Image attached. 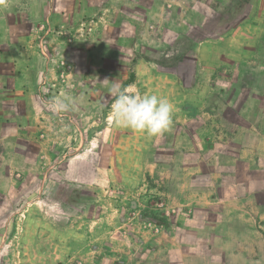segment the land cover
I'll use <instances>...</instances> for the list:
<instances>
[{"label":"rangeland","instance_id":"1","mask_svg":"<svg viewBox=\"0 0 264 264\" xmlns=\"http://www.w3.org/2000/svg\"><path fill=\"white\" fill-rule=\"evenodd\" d=\"M107 1L0 0L1 74L26 75L25 90L5 98L1 109L14 123L0 126L7 133L0 137V264H203L192 254L205 245L206 214L187 201L216 180L233 183L241 195L254 185L264 194L258 139L264 48L257 23L250 20L256 24L250 38L259 40L242 43L235 63L228 58L231 66L214 86L222 93H215L208 86L214 61L207 71L197 48L206 35L234 31L217 14L225 0H176L173 21L156 32L111 31L100 16ZM112 1L117 12L121 6L148 12V0ZM230 2V23L242 25L241 37L258 0ZM183 7L189 14L180 13ZM46 21L54 24L40 25ZM141 56L154 60L156 95L172 105L171 125L161 135L113 120L114 85L151 94L148 78L137 77ZM3 81L10 86V76ZM200 83L207 87L203 104L194 95ZM167 85H179L175 102ZM57 98L70 109L57 114ZM246 135L262 151L255 162L240 157ZM219 172L223 178L216 179Z\"/></svg>","mask_w":264,"mask_h":264},{"label":"crops","instance_id":"2","mask_svg":"<svg viewBox=\"0 0 264 264\" xmlns=\"http://www.w3.org/2000/svg\"><path fill=\"white\" fill-rule=\"evenodd\" d=\"M176 0H148L145 4L144 11H148L147 13H142V9H133V11L126 10L125 8H121L115 10L113 8L114 4L112 0L107 1V4L102 8L100 14L95 13V15H100L103 21L106 23V26L111 31H151L156 32L158 29H161L165 26H169V22L173 21L176 12L175 6ZM183 1V0H182ZM231 0H225L220 2L223 5L219 6L218 15H221L222 20L225 23H228L229 27L225 30L234 29L233 32L226 33L221 36L223 31L215 36L206 35L201 42L197 50L199 51L198 61L200 64L206 68L207 71L215 72V76L213 82L214 84L208 83V86L211 90H214V86L216 82H218V78L220 75H226L222 73L225 70L226 66L235 63L240 59V46L245 41H255L259 40L261 36L262 47L264 48V0H258V5L255 8L249 7V18L250 21H255L257 23V28L260 29V35L256 38L255 36L250 38V27L256 24L250 22L244 23L243 26L244 31L243 35L240 37L239 31L242 25L236 24V22L231 19L230 23V14L233 11H228L230 9ZM261 1V2H260ZM261 3V4H260ZM224 8L227 9L224 11ZM129 11V12H126ZM179 12V10L177 11ZM182 15L189 14L186 8H182L180 10ZM216 13V10H215ZM132 15V16H131ZM134 17V19L130 18ZM142 17V18H140ZM15 23V22H14ZM52 21L40 22V25H52ZM87 23V22H86ZM91 23H94L92 20ZM38 23H34L36 26ZM54 24V23H53ZM104 25V24H103ZM238 25V26H237ZM237 26V28H236ZM223 30V29H222ZM118 44L123 41V38L119 37ZM139 44L140 37L138 38ZM116 43V42H115ZM228 58L232 59L229 61L230 64H227ZM209 60L214 61L213 64L215 66L212 69H208V67L212 68L208 65ZM140 61V69L138 70V80L147 79L150 81L149 90L151 94H157L158 90H160L157 83V72L153 68L154 60L150 57H140L137 59ZM2 62H0L1 64ZM12 65L14 64L12 60ZM262 63L264 64V54L262 55ZM144 66V70H141ZM231 66V65H230ZM220 69V70H219ZM25 72V71H24ZM23 70L20 71H12L7 72L5 75L1 74L0 70V95H4V99L0 98V126L2 123L13 124V119L8 117L4 118L2 115V110L4 103H6L5 98L8 99L10 95L16 93H22L24 91V87L21 84L24 81V77L26 76ZM209 73V72H208ZM219 74V75H218ZM146 75V76H145ZM10 76V86H5L4 78H9ZM211 75H209L210 77ZM264 82V75L262 76ZM201 81V80H200ZM219 83V82H218ZM198 89H194L195 94L200 99V102H205L204 94L205 90H207L203 83H200ZM164 86V85H163ZM128 89V86L126 87ZM167 89H170L174 95H171L173 102H175V96L177 91L180 90L179 85L175 87H171L167 85ZM264 89V88H263ZM208 90V91H211ZM215 93H222V90L218 89V87L214 90ZM264 92V91H263ZM166 94H168L165 91ZM7 96V97H6ZM14 104V103H13ZM200 105V110L203 107L205 110V106ZM2 109V110H1ZM208 110L204 111L206 113ZM192 121V120H190ZM213 120H209L207 125H213ZM183 122V121H182ZM214 124L217 125L215 122ZM257 123H251V126H257ZM7 136V133H3L0 131V137ZM264 140V135L260 138ZM256 137H250L246 135L242 137V147L241 151L243 154L240 157H248L252 159L253 162L258 160V155L262 153L260 147L257 145ZM248 142V143H247ZM264 150V148H263ZM195 169V168H194ZM200 169H203L200 167ZM198 171V169H196ZM196 170L192 173H196ZM218 178H223L222 173H217ZM200 194L199 192H197ZM201 196L196 201L188 200L187 203L192 204V208L203 209L206 214L204 218H200V224H203L205 227V245L201 244L199 246V250L192 255H198L202 260H205L203 264H207L208 261H213L214 264H264V194L263 188L259 185H254L248 193L245 195H241L233 183L225 185L224 187L218 183L216 180L211 187H208L201 191ZM185 201V200H183ZM215 213V218H212V214ZM214 219V220H213ZM215 223L210 225V223ZM208 227V228H207Z\"/></svg>","mask_w":264,"mask_h":264},{"label":"clouds","instance_id":"3","mask_svg":"<svg viewBox=\"0 0 264 264\" xmlns=\"http://www.w3.org/2000/svg\"><path fill=\"white\" fill-rule=\"evenodd\" d=\"M110 92L115 100L112 106L115 123L146 132L149 136L161 135L171 125L172 105L167 99L155 94L131 95L118 85H114ZM53 107L59 114L68 111L70 104L65 99L57 98Z\"/></svg>","mask_w":264,"mask_h":264}]
</instances>
